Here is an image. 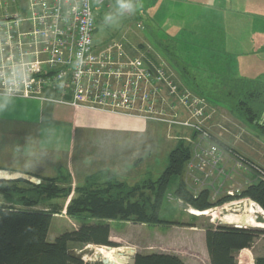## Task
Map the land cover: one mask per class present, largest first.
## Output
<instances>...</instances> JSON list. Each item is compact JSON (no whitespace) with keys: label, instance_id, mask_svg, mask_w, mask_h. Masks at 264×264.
<instances>
[{"label":"rangeland","instance_id":"374dc122","mask_svg":"<svg viewBox=\"0 0 264 264\" xmlns=\"http://www.w3.org/2000/svg\"><path fill=\"white\" fill-rule=\"evenodd\" d=\"M136 2L138 4L136 12L126 14L113 27L103 25V16L110 10L111 4L96 9L97 42L108 44L111 40H116L111 39V36H117L121 32L123 34V31H135L133 30L135 23L142 21L143 29L140 32L145 35L149 44L145 47L151 46L166 52L167 45L161 43L158 37L165 36L167 30L172 33L173 28L175 31L180 27L178 36L170 38L175 55L167 52L169 56L162 52L164 56L162 54L151 56L156 61L155 65L164 66L170 75L171 72L174 73L175 82L179 86L178 96H169L167 87L161 86L159 89L156 86L149 87L148 91H151L155 104L147 106L154 107L156 111L164 109L172 115L169 119L171 122L184 121L191 115L189 110L179 103V96L189 90L205 104L203 115L199 120L203 121V125L210 131L214 141L226 151L230 150L234 154L241 155L256 165L254 160L238 148L241 146V148L250 149L253 153L261 155L264 152V133L250 121V115L247 114L248 106L241 102L249 88L237 85L234 78H242L237 77L236 74L243 72L240 70L245 64V73L240 74L253 76L249 80L264 81V56H259V59L251 58L244 62L237 59L234 37L241 33L247 39L255 34L259 38L257 30H264V0H223L225 6L222 9L223 13L221 10L212 8L217 12L216 15L210 13L211 10L207 6L209 3L216 2L214 0H179V3L175 0H136ZM186 5L194 6L188 8ZM131 22L134 28L130 27ZM202 22L211 25L208 27ZM221 22L225 25L226 31L234 34L228 37L227 33H222L224 26L221 29ZM224 35L228 39L229 50L221 52L219 47L224 43ZM130 42L131 46L139 47L137 41L131 40ZM259 45L258 42L257 47ZM180 75L190 85H187L188 89ZM245 99L248 100V97ZM176 115L178 120L173 118ZM132 117L137 120L141 119L138 116ZM145 121L152 123L145 138L120 136L115 139V142H112L111 138L108 140L95 138V142L88 149L87 145L84 147L77 143L74 151L76 157L77 155L82 157L79 161L82 169L75 179L31 177L26 179L27 183H25L21 179L0 178V206L55 212L49 233V241L54 242L60 235L76 231L82 225L81 218L69 214L70 206L82 195V191L96 193L113 186L115 189H122L124 193L134 191L137 196L144 193L140 201L148 207L147 201L153 202L155 199L149 189L151 180H156L161 176L168 165L169 154L183 141L190 147L192 154L186 162L183 175L171 179L160 209V218L171 224L153 225L135 223V221H109L114 231L112 242L116 245L112 248L120 249L115 251L108 247L100 249L102 246L92 244L91 248L85 250L91 244L69 242L67 243L68 251L75 256L78 255L83 264H100L101 258L109 259V264H128L123 255L126 251L133 252L132 250L135 249L138 254L142 255L179 254L195 259L198 264H210L206 246V229H216L231 224L235 226L236 222L230 221L229 216L235 220L239 218L240 220L245 219L244 222L248 221L246 219L248 213H244L245 207L241 203L245 202L247 205L252 203L257 207L251 199L238 197L250 185L248 181L251 179H245V183L241 184L234 178L235 174L240 175L235 172L236 169L238 171L242 169L246 174L250 173L252 177L251 169L237 167L236 158L231 153L229 155L233 159L229 160L232 161L223 158L225 160L224 171L207 165L197 167L198 162L193 153L199 139L194 129L155 119ZM208 145L204 142L201 146L207 148ZM106 148L114 149L115 152L107 151ZM228 161L234 167H226ZM74 163L79 166L77 160ZM75 171L77 174V169ZM260 179L264 180V177ZM38 180L41 181L39 184ZM181 181L194 193L196 198L201 196L200 203L204 199L203 191L208 190L209 200L213 203L209 209L214 211L211 214L200 216L198 210H204L188 203L181 193L179 194ZM50 182H53L59 192L56 193L57 195L49 196L50 192L46 186L51 185ZM119 185L123 188H117ZM16 189L18 190L13 191ZM228 196L233 200L221 202ZM28 203L33 206L26 207ZM256 220L264 223V216L260 215ZM248 225L246 229H258ZM234 255L238 264H256L260 257H264V234L256 236L249 247L235 252Z\"/></svg>","mask_w":264,"mask_h":264},{"label":"built area","instance_id":"2783aa9c","mask_svg":"<svg viewBox=\"0 0 264 264\" xmlns=\"http://www.w3.org/2000/svg\"><path fill=\"white\" fill-rule=\"evenodd\" d=\"M110 4L113 0H0V81L10 76L18 81L15 98L171 122L164 109L147 106L155 104L148 88L167 87L169 96H178L174 73L155 65L150 49L135 48L137 54L131 55L126 33L112 43L97 42L96 9ZM135 27L143 25L137 21ZM179 103L191 117L171 123L196 132L197 167L224 171L223 158L233 159L231 153L239 167L264 177V170L214 141L199 120L205 105L200 98L186 90Z\"/></svg>","mask_w":264,"mask_h":264},{"label":"trees","instance_id":"16d2710c","mask_svg":"<svg viewBox=\"0 0 264 264\" xmlns=\"http://www.w3.org/2000/svg\"><path fill=\"white\" fill-rule=\"evenodd\" d=\"M130 45L131 42H129ZM142 48L141 46L140 49ZM244 81H236V84L253 89L247 90L241 102L248 106L247 114L250 115V121L264 133V81ZM247 97L248 100L245 99ZM191 154L192 150L183 141L171 151L167 167L158 179L151 180L149 184V189L155 199L153 202L147 201L148 207L140 201L144 193L137 196L134 191L124 193L122 189H115L113 186L96 193L82 191V195L75 199L69 208V214L81 218L82 225L76 231L60 235L54 242L49 241V233L55 212L0 206V264H83L78 255L69 253L67 243L79 242L116 247L115 243L110 241L109 221H135V223L153 225L171 224L160 218V209L171 179L183 175L186 162ZM250 171L253 176L255 175L256 180L250 181L251 184L238 197L250 198L264 209V180L260 179L261 174L257 171L253 169ZM21 180L22 182L27 181L26 179ZM50 183L51 185L46 186L50 192L49 196L57 195L59 192L53 182ZM117 188H123V186L119 185ZM180 193L188 203L201 210L209 209L213 205L209 200L208 190L202 193L204 194L202 203H200L201 196L196 198L183 181H181ZM229 200L233 198L228 196L221 202ZM25 206L33 205L28 203ZM261 234H264V231L260 229H237L230 226L206 229V246L210 264H238L234 253L249 247L252 240ZM118 249L111 248L114 251ZM135 264L185 263L176 255L161 253L138 254ZM256 264H264V257H260Z\"/></svg>","mask_w":264,"mask_h":264},{"label":"crops","instance_id":"0c3cea01","mask_svg":"<svg viewBox=\"0 0 264 264\" xmlns=\"http://www.w3.org/2000/svg\"><path fill=\"white\" fill-rule=\"evenodd\" d=\"M214 1L216 2H212L211 4L209 3L207 6H209L211 10L209 12L216 15L217 12L212 10V8L222 11L225 6L223 4V0ZM175 2L179 3V0H175ZM186 6L190 8L194 5ZM132 24L133 23L131 22L130 27H133ZM202 24L208 25V27L211 25L207 22H202ZM223 26L224 31H222V33H227L228 37L234 34L226 31L225 25L221 22V29ZM179 28L180 27L176 28L175 31L173 28L172 33H169L167 30L165 36H157L161 43L167 45L168 48L166 47V52H164L162 49H155L151 46L145 47L149 44L145 35L140 32V30L143 28L138 29L135 27L133 29L135 31L131 30L129 34L132 35H129V40L137 41L139 43L138 48L142 46V49H150L152 51V55H161L162 52L165 54L168 52L170 55H175V49L171 39L178 36ZM158 29L160 31V28ZM257 31L259 32V38H257V35L255 34L247 39L242 36L241 33H238L237 36L234 37L235 57L240 59L242 62L248 61L251 58L264 56V30ZM174 33H176V35ZM119 35L114 37L111 36V39H116V37L118 38ZM258 42L260 44L259 47H257ZM126 48L131 55L137 54L135 45L126 46ZM219 49L221 52H226L229 50L228 39L225 37V35L224 43L221 45V47H219ZM154 62L156 61L154 60ZM185 68L189 70L186 66ZM244 68L245 64L240 70L243 72H238V74H236L237 77L242 78H234L236 81L241 80L245 82L244 80H249L251 77H253L240 74L245 73ZM177 72L179 73L178 70ZM180 77L183 79L181 75ZM194 79L196 80V78ZM183 81L186 82L184 79ZM187 85L189 84L186 82V86ZM189 86L186 88L188 89ZM151 124V122H147L142 118L137 120L135 117L128 115L109 113L88 108H75L68 104L43 101L35 98H15L12 105H10L6 110L0 111V178L30 179L31 177H42L46 179H75V177L79 176L80 169H82L81 163L79 162L80 158L82 157H79L78 155L76 157L74 151L75 145H77V143L79 145H83L84 147L87 145L88 149L89 146L93 145V142H95V138L102 140H108L111 138L112 142H115V139L120 136H123V138L124 136L139 139L142 137L145 138L151 129ZM27 138H32L36 141L46 140L48 142L46 155L40 160L38 165L33 170L26 172L15 171L14 167L17 161L13 159V146L16 144H23ZM238 149L241 150L242 153L244 152L246 156L250 157L264 169V152L261 153V155H258L257 153H253V151L250 149L241 148V146H239ZM106 150L115 152L114 149L106 148ZM76 160L78 161L79 166H76L77 164L74 163ZM19 163L22 165L23 160L19 161ZM227 166L234 167L230 162L226 164V167ZM75 169H77V174ZM235 172L240 174L234 175V178L236 181L238 180V183L240 182L241 184H244L245 179H251L250 181H254L252 180L254 179V176L252 175L251 177L250 173H248V175L242 169L239 171L236 169ZM250 181H248L249 184H251ZM242 205H244L245 209H247L246 214H248L246 215V219L248 221L244 222L245 219L237 220L239 218H236L235 220L232 219L231 216L229 218L230 221H235L239 225H243V223H249V225H247L251 228L264 229V223L256 220V218H259L260 215L264 216V211L259 206L258 208L255 207L252 203L247 205L244 202ZM213 211H199L198 214H200V216H205L211 214ZM113 238L114 231L111 225V241ZM176 256L181 258L185 264H198V262L193 258L191 259L179 254Z\"/></svg>","mask_w":264,"mask_h":264},{"label":"clouds","instance_id":"9594fccd","mask_svg":"<svg viewBox=\"0 0 264 264\" xmlns=\"http://www.w3.org/2000/svg\"><path fill=\"white\" fill-rule=\"evenodd\" d=\"M138 4L136 0H113L110 10L103 16V25L107 27L115 26L119 19L126 14L135 13ZM18 81L12 76L0 81V111L6 110L14 103ZM47 141H36L27 138L23 144L13 146V159L17 161L14 170L26 172L33 170L40 160L46 155ZM23 160L21 165L19 161Z\"/></svg>","mask_w":264,"mask_h":264},{"label":"water","instance_id":"95a60500","mask_svg":"<svg viewBox=\"0 0 264 264\" xmlns=\"http://www.w3.org/2000/svg\"><path fill=\"white\" fill-rule=\"evenodd\" d=\"M40 182H41L40 180L37 181L38 184H39ZM135 262H136V257L134 256V258H133L132 260H130V264H135ZM102 263H103V264H109L110 261H109V259H103V260H102Z\"/></svg>","mask_w":264,"mask_h":264},{"label":"bare ground","instance_id":"6f19581e","mask_svg":"<svg viewBox=\"0 0 264 264\" xmlns=\"http://www.w3.org/2000/svg\"><path fill=\"white\" fill-rule=\"evenodd\" d=\"M255 203V202H254ZM241 204H244V203H241ZM256 204V203H255ZM257 205V207L259 206L258 204H256ZM206 211V210H205ZM192 213V212H191ZM192 215H195L194 213H192ZM198 216V215H197ZM229 218H230V216H229ZM237 220H240V219H237ZM243 225H239V224H237V227H239V228H241ZM134 253H135V251H133ZM95 258V257H94Z\"/></svg>","mask_w":264,"mask_h":264}]
</instances>
